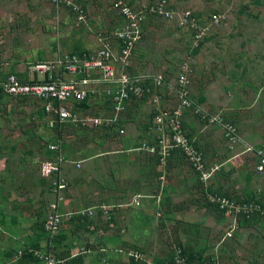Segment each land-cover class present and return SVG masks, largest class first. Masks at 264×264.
<instances>
[{
    "label": "crops",
    "instance_id": "1",
    "mask_svg": "<svg viewBox=\"0 0 264 264\" xmlns=\"http://www.w3.org/2000/svg\"><path fill=\"white\" fill-rule=\"evenodd\" d=\"M97 34L92 35L89 41L77 39V51L95 52L98 48ZM143 49L141 41L133 52L130 71L159 74L151 71L149 66L145 67V60L139 56ZM12 71L14 74L10 75L21 80L33 78L30 72L26 76L18 70ZM166 78L175 80L170 76ZM221 87L219 83L209 85V80L199 75L197 81L190 83V97L202 110L225 112V117L236 122L238 109L236 101L232 100L234 95L227 96L225 88L222 87V90ZM160 93L129 103L118 130H107V126L81 128L65 125L54 131L43 122L42 127L38 128L44 131L40 134L39 143L44 153L47 154L50 142L56 144L60 141L61 155L65 159L61 165V175L67 180L68 189L58 211L66 216L52 241L53 255L63 261L62 264H125L128 251L147 255L155 253L163 242L177 239L184 246H189L185 245L190 243L189 238L204 241L203 236L200 239L199 235H204L203 231L211 234V230H207L210 228L209 222L204 224L205 227L197 219L209 220L214 226V218L204 208L193 209L194 204L202 202L203 184L199 183L181 152L171 151L163 165L157 154L139 149L142 144H157V135L152 131V108H172L177 104L175 100L168 104L174 99L173 95L163 91ZM86 106H81V114L85 116L106 118L112 115L109 105L94 101V98ZM182 121L187 135L194 139L195 146L201 151L206 167L219 168L215 179L205 184L207 189L210 186L223 194L233 192L239 198L253 197L264 201V177L256 173L255 159L251 155L243 154L242 148L232 152L220 129L202 123L189 111L184 113ZM246 122L249 125H245V131L250 129L248 131L251 133L255 128L254 120L249 118ZM255 140L256 144L264 147V140ZM230 167H244L248 172H244L240 181L233 185ZM6 172L7 167H0V264H38L27 254L18 259L15 257L21 250H43L47 245L43 222L49 213V204L54 200L50 180L42 179L37 167L32 178L26 181L29 193L19 192L18 195L17 168L10 167L9 176ZM136 196H140L137 205L133 203ZM21 203L26 205L21 206ZM101 205L111 207L109 220L97 209ZM87 209H93L92 217L70 215ZM193 213L197 214L195 220L188 221ZM191 231L195 234H191ZM225 233L226 230L220 233L219 242L207 252V256L215 252L212 260L218 264H225L218 260L219 253L224 254V249L220 247L227 240ZM210 236L205 237L209 239ZM193 250L196 248L193 247ZM148 258L156 264V257Z\"/></svg>",
    "mask_w": 264,
    "mask_h": 264
},
{
    "label": "rangeland",
    "instance_id": "2",
    "mask_svg": "<svg viewBox=\"0 0 264 264\" xmlns=\"http://www.w3.org/2000/svg\"><path fill=\"white\" fill-rule=\"evenodd\" d=\"M68 1L69 5L57 8L51 0H0V81L14 74L12 70H18L27 76L29 65L52 60L65 52L77 51L78 40L89 41V38L99 31L112 33L120 27V17L114 8L117 0ZM120 1L137 9L141 5H152L159 0ZM167 2L169 8L188 9L205 23H209L213 16L218 17L219 21L210 26L205 36L197 42L189 31L178 28L175 22L148 16L142 26L144 31L141 41L144 49L139 55L145 60V67L149 66L151 71L176 78L183 65L187 63L191 71L188 74V88L191 81H197L199 75L208 79L209 85L219 83L225 88L227 96L234 95L232 100L236 101L237 120L233 122L225 117V112L209 113L220 114L226 122L236 127L240 142L230 148L231 151H237L238 148L244 150L246 146L264 149L256 144L255 140H264V0H167ZM74 7H79L83 11L86 25L81 27L76 25ZM156 92H151L150 96ZM173 98L168 102L169 105L174 100L177 103L176 97ZM94 101L105 103L102 97H96ZM192 101L197 105L194 100ZM173 108L175 107L164 106L157 109L155 106L151 111L154 117L158 110ZM249 118L254 120L255 127L251 133L248 131L250 129L245 131L244 128L245 125H249L248 122L245 123ZM42 122L46 125L39 102L32 99H15L0 93V167H7V176L10 175V167L17 168L15 178L19 185L18 195L19 192L29 193L26 181L32 178L40 163L50 156L48 152L44 153V149H41L43 146L39 144L40 134L44 132L38 129L42 127L40 126ZM245 132L249 134L244 135ZM49 139L51 140V137ZM213 168L216 170L210 180L215 179V174L219 170L218 167H207L208 171ZM230 168V181L233 185L240 181L244 172H248L244 167ZM206 192L226 195L238 202L250 199L261 203L263 208L264 201L253 197L239 198L233 192L223 194L221 190L218 192L210 186L207 189V185H202V202L194 204L193 209L197 211L204 208L208 215L214 218L215 224L213 226V222L209 220L197 219L199 223H203L202 225L209 222L210 228L207 230H211V234L208 231L205 234L202 230L204 235L199 236L200 239L204 238V241L189 238L190 243L187 242L185 245L192 249L195 247L194 251H202L201 257L206 255L205 258L212 259L215 252L213 256H207L208 249L219 242L220 233L228 230L229 221L207 202ZM25 205L21 203V206ZM16 206L19 207L20 204ZM196 216L197 214L193 213L188 221L195 220ZM239 223L238 219L237 229L232 233V237L227 238L224 246L220 247L224 249V254L219 253V262L264 264V219L251 220L247 224ZM197 232L202 234L200 231ZM193 233L195 234L191 231V234ZM206 235L211 236L208 239ZM177 242H179L177 239L165 244L163 242L155 253L147 255L150 258L156 257L154 259L156 264L160 262L167 264L168 256L172 248L177 246Z\"/></svg>",
    "mask_w": 264,
    "mask_h": 264
},
{
    "label": "built area",
    "instance_id": "3",
    "mask_svg": "<svg viewBox=\"0 0 264 264\" xmlns=\"http://www.w3.org/2000/svg\"><path fill=\"white\" fill-rule=\"evenodd\" d=\"M51 2L57 8L70 4L68 0ZM114 8L120 17V27L112 33H98L96 35L98 48L95 52H65L52 60L31 64L28 67L33 76L31 80L21 83L15 75H9L0 83V87L10 97L39 102L46 125L52 130L55 128L60 130L65 125L81 128L112 127L132 101H140L145 96H150L153 91L167 92L176 97L177 104L171 110H158L152 123V131L157 135V144L151 146L142 144L139 149L157 154L161 164L165 163L171 151H180L189 167L197 174L199 181L206 184L216 168L208 171L201 151L195 146L194 139L187 135L182 121L184 113L189 111L206 125L219 127L229 148L240 142L236 127L226 122L220 114L206 112L194 104L188 88V74L191 71L187 63L183 65L174 81L168 80L163 74L132 73L130 67L133 52L143 38L142 26L148 16L175 22L178 28L189 31L197 42L205 36L210 26L218 23L219 18L213 16L209 23H205L188 9L169 8L167 0H159L152 5H141L137 9L117 0ZM73 10L76 25L78 27L86 25L83 11L79 7H74ZM101 96L109 101L111 117H90L81 114L80 104L83 101ZM47 149L54 153V157L44 159L39 167L40 177L50 180V190L54 196L53 202L49 204V213L43 222L47 245L43 250L30 248L21 250L15 258L27 254L36 259L38 264H62L63 261L53 255L52 241L58 235L66 216L58 211V207L65 199L64 193L68 189V182L61 175V165L65 162L61 155V142L50 144ZM242 153L255 159V171L264 177V149L246 146ZM139 198L140 196L134 197L133 203L137 205ZM206 200L229 221L224 238L232 237V233L237 229L238 219H250L254 215L264 216L262 204L256 201L238 202L226 195L210 193H206ZM97 209L107 220L110 219L111 207L101 205ZM73 214L92 217L94 212L93 209H87L70 213ZM171 254L173 264H188V258L181 247L174 246ZM126 258L125 264H154L139 251L126 252ZM212 263L218 264L216 260Z\"/></svg>",
    "mask_w": 264,
    "mask_h": 264
},
{
    "label": "trees",
    "instance_id": "4",
    "mask_svg": "<svg viewBox=\"0 0 264 264\" xmlns=\"http://www.w3.org/2000/svg\"><path fill=\"white\" fill-rule=\"evenodd\" d=\"M74 52H77V53H80V51H74ZM7 78V77H6ZM5 78V79H6ZM17 79L21 82V83H26V82H28V81H25V80H21V79H19L18 77H17ZM0 93H3V94H5L4 93V91H3V89H2V87H0ZM6 95V94H5ZM10 97V96H9ZM102 97V99L104 100V102L107 104V105H109V101L108 100H106V97H104V96H101ZM11 98H13V97H11ZM145 98H147V96H145L143 99H145ZM15 99H26L27 100V98H15ZM142 99V100H143ZM88 102V99H86L85 101H83L80 105L81 106H85V107H87L86 106V103ZM110 106V105H109ZM110 110H111V108H110ZM124 113V112H123ZM123 113L118 117V119L113 123V126L112 127H107V130H118V128H119V125H120V123H121V118H122V115H123ZM42 115L44 116V113H43V111H42ZM112 116V115H111ZM72 127V126H71ZM54 131H56L57 130V128H55V129H53ZM48 153H49V159H51V158H53L54 157V153H52V152H50V151H48ZM51 153V154H50ZM251 200L250 199H248L247 200V202H250ZM214 209L215 210H217L218 212H219V210L216 208V207H214ZM220 213V212H219ZM221 214V213H220ZM257 219H264V217H262V216H259V215H254V216H252L250 219H239V221H240V223L239 224H241V223H244V224H247L248 222H250L251 220H257ZM177 246H179V247H181L182 249H183V252H184V254L187 256V260H188V264H203V263H211V261H212V259H207V258H205V257H201V255H202V251H194L191 247H189V246H184L181 242H177ZM167 264H173V262H172V254L170 253V255L168 256V261H167Z\"/></svg>",
    "mask_w": 264,
    "mask_h": 264
}]
</instances>
